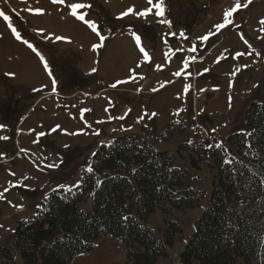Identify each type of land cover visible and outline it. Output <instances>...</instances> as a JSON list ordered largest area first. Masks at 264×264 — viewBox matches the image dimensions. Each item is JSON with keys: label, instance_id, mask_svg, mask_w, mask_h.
Segmentation results:
<instances>
[{"label": "rangeland", "instance_id": "374dc122", "mask_svg": "<svg viewBox=\"0 0 264 264\" xmlns=\"http://www.w3.org/2000/svg\"><path fill=\"white\" fill-rule=\"evenodd\" d=\"M253 103L264 104V0H0V246L13 248L17 224L52 191L82 183L101 144L129 133L173 149L186 187L203 192L197 209L153 221L160 236L166 220L183 226L175 261L212 195L211 149L236 154L227 137L248 132ZM119 246L100 239L75 264H126L110 258Z\"/></svg>", "mask_w": 264, "mask_h": 264}, {"label": "trees", "instance_id": "16d2710c", "mask_svg": "<svg viewBox=\"0 0 264 264\" xmlns=\"http://www.w3.org/2000/svg\"><path fill=\"white\" fill-rule=\"evenodd\" d=\"M244 120L248 132L227 137L235 155L211 149L212 195L180 254L182 264H264V104H251ZM202 197L201 190L186 187L171 151L124 134L97 148L80 185L52 191L17 224L13 248L0 246V264H18L17 257L23 264H75L107 237L125 246L126 264H158L184 228L166 220L159 236L149 219L159 211H193ZM88 203L90 214L83 209Z\"/></svg>", "mask_w": 264, "mask_h": 264}, {"label": "crops", "instance_id": "0c3cea01", "mask_svg": "<svg viewBox=\"0 0 264 264\" xmlns=\"http://www.w3.org/2000/svg\"><path fill=\"white\" fill-rule=\"evenodd\" d=\"M154 53V52H153ZM146 56H149V54H148V52H147V54H145ZM151 62H152V60H151ZM142 69H144L145 68V66L147 65V63L146 62H144L143 61V63H142ZM147 79L150 81V78L149 77H147ZM149 81H147V85H148V83H149ZM169 83L165 80V81H163L162 83H160V84H157V85H159V86H155V87H152V89H148V88H145V87H140L139 89H136L137 91H139V93H141L144 89H146V93H154V92H157V91H159V90H161V89H163L164 87H166L167 85H168ZM135 90V91H136ZM136 94H137V96H139L140 94H138L137 92H136ZM232 105H234V104H232ZM221 111H223L222 112V114L224 115L223 116V118L221 119V120H223V119H226L227 117H229V116H232L233 117V113H234V108L231 106L230 108H227L226 110H221ZM219 112V111H218ZM217 112V113H218ZM181 113L182 112H178V114H177V116H180L181 115ZM170 118H173V117H171L170 116V113H169V111H166L164 114H162V113H159L157 116H151V119H149V120H151V121H153V120H159V121H167V120H170ZM48 128V127H47ZM46 128V129H47ZM22 130H19V133L20 134H23L22 132H21ZM47 134V133H46ZM27 136H30V133H27ZM157 149H159V150H161V151H173L174 152V150L173 149H171V148H166V147H163L162 145H157L156 143H152ZM96 152V151H95ZM95 152H94V154H95ZM93 154V155H94ZM158 213V212H157ZM157 213L156 214H154L153 216H151V218L149 219V221H148V223H147V225L149 226V227H151V228H156V226L153 224V221H154V219L157 217ZM159 226V225H158ZM195 231L196 230H194V233H195ZM193 233V234H194ZM192 234V235H193ZM159 235V234H158ZM160 236V235H159ZM188 242V241H187ZM187 244V243H186ZM186 244L185 245H183V247L180 249V251H179V253H178V255L176 256L177 258H175V261H173L172 260V257L169 255V258H167V259H161L159 262H158V264H182L181 263V261H180V254H181V252L183 251V249H184V247L186 246ZM123 245V244H122ZM124 250H125V246L123 245V247H121V246H119L118 247V249H117V251L113 254V255H110V258L111 259H115L116 258V260L117 259H119V260H122L123 259V254H124Z\"/></svg>", "mask_w": 264, "mask_h": 264}]
</instances>
